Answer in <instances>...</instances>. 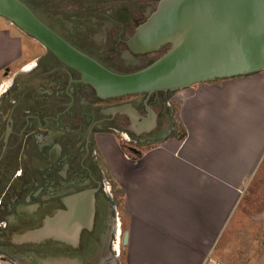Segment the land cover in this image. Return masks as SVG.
I'll list each match as a JSON object with an SVG mask.
<instances>
[{
  "label": "flooded vegetation",
  "instance_id": "flooded-vegetation-1",
  "mask_svg": "<svg viewBox=\"0 0 264 264\" xmlns=\"http://www.w3.org/2000/svg\"><path fill=\"white\" fill-rule=\"evenodd\" d=\"M19 1L62 41L113 73L137 72L165 51L162 48L157 53L140 55L128 46L158 0ZM11 79L9 89L0 98V244L12 246L16 252L21 246L43 248L51 243L64 249L65 255L46 258H67L77 264H102L108 257L115 260V218L119 213L111 204L113 189L97 157L96 136L119 133L124 146L134 148L158 141L173 131L168 93L150 98L151 108L163 106L162 110H154V129L136 135L128 130L130 121L126 116L110 110L134 104L139 97L101 105L106 100L97 98L89 84L79 81L78 72L46 49L39 64L26 75L24 81L28 83L20 91L15 89L22 77ZM32 81L37 83L35 89ZM31 90L35 91L34 97L27 94ZM138 111L145 115L142 105ZM163 121L165 130L160 129ZM89 192L94 201L92 224L89 228L83 226L72 243L53 238L39 242L17 239L67 210L65 200L69 197L83 195L86 199ZM0 252L6 258L12 254L2 246ZM10 258L16 264H40V259H46L33 251L23 256L14 253Z\"/></svg>",
  "mask_w": 264,
  "mask_h": 264
},
{
  "label": "crops",
  "instance_id": "crops-1",
  "mask_svg": "<svg viewBox=\"0 0 264 264\" xmlns=\"http://www.w3.org/2000/svg\"><path fill=\"white\" fill-rule=\"evenodd\" d=\"M44 55L38 41L0 17V98L15 75L22 77L15 89L20 91ZM31 83L35 89L37 83ZM33 92L27 94L34 97ZM167 98L170 107L176 106L174 132L135 147L139 154L127 151L114 133L96 136L105 173L122 196L128 235L124 264H206L255 163L246 162L259 138L242 131L257 118L264 121V70L197 84ZM155 107L161 112L163 106ZM179 127L181 139L172 135ZM160 129H166L165 121ZM237 141L245 153L236 165L229 153L234 154ZM259 144L256 156L264 152V139ZM117 220L120 247L119 214ZM0 264L16 263L0 257Z\"/></svg>",
  "mask_w": 264,
  "mask_h": 264
},
{
  "label": "water",
  "instance_id": "water-1",
  "mask_svg": "<svg viewBox=\"0 0 264 264\" xmlns=\"http://www.w3.org/2000/svg\"><path fill=\"white\" fill-rule=\"evenodd\" d=\"M0 17L78 72L79 81L89 84L97 98L139 97L134 104L110 110L126 116L130 121L128 130L136 135L155 128L157 114L150 98L156 93H172L264 70V0H158L128 46L140 55L157 53L162 48L165 51L145 68L126 75L113 73L70 47L19 0H0ZM140 105L145 115L139 113ZM126 149L139 154L134 147ZM65 205L67 210L47 218L43 227L17 239L39 242L53 238L72 243L83 226L89 228L92 224L93 196L90 192L86 199L75 195L66 199ZM127 240L124 233L122 244ZM50 259L47 264H62L61 258Z\"/></svg>",
  "mask_w": 264,
  "mask_h": 264
},
{
  "label": "rangeland",
  "instance_id": "rangeland-1",
  "mask_svg": "<svg viewBox=\"0 0 264 264\" xmlns=\"http://www.w3.org/2000/svg\"><path fill=\"white\" fill-rule=\"evenodd\" d=\"M133 97L135 96L106 100L102 101L101 105L107 106L113 103H120ZM174 106L175 105H172L170 107L172 113H174L176 110V106ZM236 126H241L239 121H236ZM176 129L177 128H175V130ZM177 130L179 133H181V135H183V129L179 127ZM242 132L248 134L250 137L256 135V137L259 138L257 141L258 143L256 144L255 148H253V151L255 149L256 150L249 156L246 162L248 164L249 161L252 163L253 160H255V163L252 165L249 173L245 177L244 183L241 186L242 194L239 197H236L231 213L228 215L223 224V228L219 235V241L209 253L206 264H264V152L261 153L262 155L256 156V153H258L260 149L262 150L261 146L259 147V143L263 142L264 139V121L261 118H257L256 122L247 124L246 128H244ZM102 134L106 136L110 135L111 133ZM114 134L116 135V138L120 140V134ZM251 140L253 139L251 138ZM217 149L222 151V147L220 145ZM244 153V144L237 141L234 144V154L229 153V156H233V163L237 165L240 160L239 157ZM97 157L100 159L99 154ZM107 180L113 189L111 204L114 205L115 209L119 213V218L122 223V236L121 242L119 244L120 247H118L120 234L118 232L119 222L116 217L115 220L117 221V235L113 244V249L115 250L117 258L114 260L108 257V259L102 264H124L125 250L122 246V239L124 232L126 231V222L124 219L125 214L121 206L122 196L116 190L110 178H107ZM228 204H230V202ZM32 224L30 223V225ZM1 246L12 252V254H9L10 257L14 253L23 256L26 252L29 253L31 251L35 252L37 257L39 256L40 258L65 255L63 252L64 249L51 243L44 246L43 248H37L34 246H21L16 252L13 251L12 246L0 244V247ZM0 257H4V259L13 261V259L8 255L6 258L2 252H0ZM32 261L35 263L34 259Z\"/></svg>",
  "mask_w": 264,
  "mask_h": 264
},
{
  "label": "bare ground",
  "instance_id": "bare-ground-1",
  "mask_svg": "<svg viewBox=\"0 0 264 264\" xmlns=\"http://www.w3.org/2000/svg\"><path fill=\"white\" fill-rule=\"evenodd\" d=\"M116 222V221H115ZM117 229V228H116ZM118 232H119V230H118ZM51 258H54V257H51ZM48 261H52L50 258H46V259H40L39 260V263L40 264H47L48 263ZM60 261L62 262V264H77L76 262L77 261H75V260H68L67 258H61L60 259ZM69 261H71V262H69Z\"/></svg>",
  "mask_w": 264,
  "mask_h": 264
},
{
  "label": "trees",
  "instance_id": "trees-1",
  "mask_svg": "<svg viewBox=\"0 0 264 264\" xmlns=\"http://www.w3.org/2000/svg\"><path fill=\"white\" fill-rule=\"evenodd\" d=\"M178 134H179V132H178V130L176 129V130H175V133L172 134V135L177 136V137H179L180 139L184 137V133H183V135H181V136H178ZM124 233H127V231H125ZM122 246L125 247V245H123V244H122Z\"/></svg>",
  "mask_w": 264,
  "mask_h": 264
},
{
  "label": "built area",
  "instance_id": "built-area-1",
  "mask_svg": "<svg viewBox=\"0 0 264 264\" xmlns=\"http://www.w3.org/2000/svg\"><path fill=\"white\" fill-rule=\"evenodd\" d=\"M168 105H169V103H167ZM126 140H128V139H126Z\"/></svg>",
  "mask_w": 264,
  "mask_h": 264
}]
</instances>
